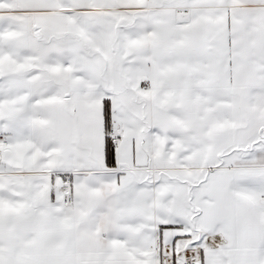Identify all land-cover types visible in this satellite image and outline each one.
Instances as JSON below:
<instances>
[{"label":"snow or ice","instance_id":"6c2138e0","mask_svg":"<svg viewBox=\"0 0 264 264\" xmlns=\"http://www.w3.org/2000/svg\"><path fill=\"white\" fill-rule=\"evenodd\" d=\"M0 264H264V0H0Z\"/></svg>","mask_w":264,"mask_h":264}]
</instances>
